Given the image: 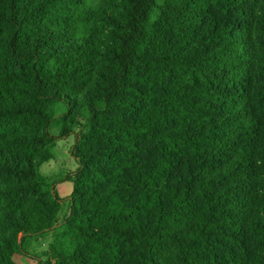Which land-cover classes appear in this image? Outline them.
Wrapping results in <instances>:
<instances>
[{
    "label": "trees",
    "instance_id": "obj_1",
    "mask_svg": "<svg viewBox=\"0 0 264 264\" xmlns=\"http://www.w3.org/2000/svg\"><path fill=\"white\" fill-rule=\"evenodd\" d=\"M55 119L66 209L39 179ZM18 256L264 264V0H0V264Z\"/></svg>",
    "mask_w": 264,
    "mask_h": 264
},
{
    "label": "rangeland",
    "instance_id": "obj_2",
    "mask_svg": "<svg viewBox=\"0 0 264 264\" xmlns=\"http://www.w3.org/2000/svg\"><path fill=\"white\" fill-rule=\"evenodd\" d=\"M60 120L55 119L49 128V133L55 140L51 150L53 155L48 161L42 163L39 166L40 179L51 183L57 195L64 200V207L67 208L68 197L72 192V184L70 181H65L64 176L70 175L77 169V164L70 155L71 147L74 143L72 135H68L64 138H59ZM51 143V144H52ZM50 241V237L35 240L33 242V249L35 252H39L47 247ZM16 264H36L34 260L26 256H18L14 259Z\"/></svg>",
    "mask_w": 264,
    "mask_h": 264
},
{
    "label": "crops",
    "instance_id": "obj_3",
    "mask_svg": "<svg viewBox=\"0 0 264 264\" xmlns=\"http://www.w3.org/2000/svg\"><path fill=\"white\" fill-rule=\"evenodd\" d=\"M54 143V142H53ZM53 143L48 147V150H49V152L53 155V151L51 150V147H52V145H53ZM39 179H40V177H39ZM41 181H44V180H42V179H40Z\"/></svg>",
    "mask_w": 264,
    "mask_h": 264
}]
</instances>
